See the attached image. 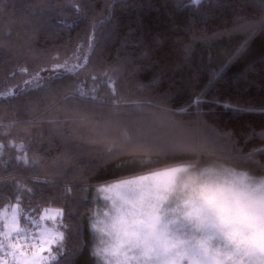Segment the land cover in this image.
Segmentation results:
<instances>
[{
    "label": "snow or ice",
    "instance_id": "snow-or-ice-1",
    "mask_svg": "<svg viewBox=\"0 0 264 264\" xmlns=\"http://www.w3.org/2000/svg\"><path fill=\"white\" fill-rule=\"evenodd\" d=\"M244 3L259 15L251 19L239 16L232 31L251 38L264 32V0H244ZM205 4L212 6L211 0H187V3L179 0L177 7L193 8L198 12ZM13 6V0H0V12L6 15ZM117 6L118 0H111V3L106 0V19L113 17ZM92 7L87 0L83 5H71L78 19H87L85 9ZM89 23L94 32L104 20L99 26ZM4 36L11 39V29L5 31ZM247 43L245 39L234 50L229 63L243 54ZM159 44L157 41L156 46ZM154 50L142 51L135 59L119 58L103 72L102 81L95 75L90 76L91 87L84 86L88 77L79 78L91 63L90 54L94 53L91 40L86 51L80 46L62 63L36 71L20 67L10 73L12 78L23 75L25 79L22 84L11 87L6 84L0 89V101H10L25 91L45 89L49 81L63 74L76 78L77 82L63 88L62 99L53 100L49 106L54 110L61 104L71 103L77 110L73 114L69 109L63 117L56 116L48 121L69 150L53 159L52 166L58 170L57 174L68 167L71 150L84 148L82 143L65 139V127L71 136L75 128L91 125L93 131L89 139L96 145L91 150L99 155L89 172L81 174L76 186L65 185L62 194L57 190L43 197V205L33 207L37 196L42 195L40 186L53 185L55 181H42L39 176L27 182L9 179L12 195L8 197L7 207L0 205L3 209L0 211V264H75V258L84 252L89 253L92 264H264V146L247 147L249 142L256 140L264 145V130H253L244 140H233L232 133H225L228 139L221 144L219 133L208 138L185 126L184 117L195 116V123L199 124L206 105L221 104L216 97L210 99L209 93L223 79V66L220 70H207L208 82L199 91L192 87L181 90L187 91L188 99L177 108L168 106L171 94L161 95L155 104L151 99L122 97L116 87L117 72L128 66L137 72L150 71L149 83L138 82L137 89L141 93L155 89L169 72L181 71L188 64L192 45L183 46L181 62L174 67L157 64L152 55ZM137 61L142 62L138 64ZM98 81L107 86L108 100L100 98ZM97 104L105 107L79 111L80 105ZM146 106L158 109L152 113L153 125L147 128L124 116L125 108L140 113ZM222 106L236 112L257 111L227 103ZM259 111L264 112V109ZM17 123L36 124L38 120L0 121V164L8 166L4 157L12 151L15 155L11 159L17 165L30 171L43 169L45 161L41 151L32 147L35 140L17 139L11 132ZM39 140L43 142L44 137ZM110 167L111 177L100 176L95 184L88 181L92 173L107 171ZM239 168L246 170L238 171ZM10 176L9 173L4 179ZM33 184L35 187L31 186ZM76 187L82 192L91 190L96 194L94 203L97 205L100 193L110 201L104 205L106 211L100 207L92 210L89 204L83 206L85 211H91L86 217L91 241L81 240L79 226L73 228L67 223L72 216V204H75L74 200L69 204L68 198ZM53 200H63L64 205L53 207ZM24 218L28 224H22ZM44 221H50L51 225ZM29 225H35L36 230Z\"/></svg>",
    "mask_w": 264,
    "mask_h": 264
},
{
    "label": "trees",
    "instance_id": "trees-1",
    "mask_svg": "<svg viewBox=\"0 0 264 264\" xmlns=\"http://www.w3.org/2000/svg\"><path fill=\"white\" fill-rule=\"evenodd\" d=\"M107 2L111 3V0ZM178 2L179 0H118L113 17L108 20L106 0H87V3L93 6L85 9L87 19H78L76 12L71 8L73 3L83 5L85 0H13L14 6L9 14L0 12V89H4L6 84L8 87L22 84L25 77L17 75L12 78L10 73L13 70L27 67L29 71H36L62 63L71 58L78 47L83 46L86 51L89 40L94 45V53L90 54L91 63L88 69L79 74L81 80L88 77L85 87L92 86L91 75L102 81L103 72L110 65H115L119 58L129 56L135 59L136 54L142 51L155 49L152 55L157 64L174 67L176 63L181 62L183 46L191 44L192 54L188 64L181 71L169 72L155 89L143 93L137 89L138 82L149 83L152 76L150 71L137 72L128 66L117 72L116 87L120 95L127 100L151 99L155 104L161 95L171 94L168 106L177 108L188 99L187 91L181 90L192 87L199 91L208 82L207 70H220L223 66V79L209 93L210 99L216 97L221 104L206 105L205 114L199 124L195 123V116L184 117L185 126L208 138L219 133L221 144L228 139L224 136L225 133H232L233 140H244L253 130H264V112L259 111L264 109V32H258L248 38L243 33L232 31L239 16L251 19L258 17L259 13L244 3V0H211V7L205 4L198 12L193 8L177 7ZM184 2L187 3V0ZM101 20H104V23L99 26ZM89 21L99 26L94 32ZM8 29H11V39L4 36ZM245 39L248 43L243 54L229 63L234 50ZM157 41L160 42L159 47L156 46ZM141 62L137 61L138 64ZM41 75L48 76L49 73ZM75 82V77L63 74L49 81L45 89L25 91L10 101H0V121L38 120L36 124L17 123L11 128V132L17 139H34L32 147L41 151L45 161L43 169L30 171L11 159L15 155L14 152H7L4 160L8 161V166L0 164V205L7 207L9 203L8 197L12 195L9 185L11 178L27 182L39 176L42 181H55L53 185L40 186L42 195L37 196L33 202L35 207L45 204L43 197H48L57 190L62 194L65 185L76 186L81 174H87L97 162L99 154L91 150L96 145L89 139L93 131L92 126L75 128L71 136L65 127V139L82 143L84 148L79 151L71 150L69 165L59 174L52 166L53 159L69 150L52 131L48 121L56 116L63 117L69 109H72L73 114L77 110L71 103L61 104L54 110H50L49 106L53 100L62 99L65 86ZM97 86L100 88V98L108 100L110 93L107 86L99 81ZM224 103L238 108H254L257 111L236 112L224 108ZM92 107L99 110L105 106L80 105L79 111ZM209 108L212 111H209ZM154 111L158 109L146 106L145 111L140 113L128 108H125L123 113L127 120L147 128L153 125ZM41 136L44 137L43 142L39 140ZM262 146L264 145L258 140L247 145L248 149ZM9 173L11 176L4 179ZM100 176L111 177L112 168L103 172L97 170L87 179L95 184ZM31 186L35 187L34 184ZM90 193L91 190L82 192L76 187L68 198L69 204H72L73 200L75 204H72V216L67 223L73 228L79 226L80 239L83 241H91V235L86 229V217L91 215V211L83 209L84 204H89L90 208L95 210ZM63 205V200L52 201L53 207ZM28 223L26 218L22 219V224ZM75 264H92L89 253L84 252L77 256Z\"/></svg>",
    "mask_w": 264,
    "mask_h": 264
},
{
    "label": "rangeland",
    "instance_id": "rangeland-1",
    "mask_svg": "<svg viewBox=\"0 0 264 264\" xmlns=\"http://www.w3.org/2000/svg\"><path fill=\"white\" fill-rule=\"evenodd\" d=\"M237 170L238 171H244V170H246V168H239ZM107 195H111V194H107ZM90 199H91L92 203H94V201L96 200V194L92 193V191L90 193ZM99 199H100V204L97 205V204L94 203L95 208L96 207H100L102 210H105L106 211L107 209L104 208V205L105 204H110V201L105 199V194L104 193H100L99 194ZM44 223L45 224H48L49 226L51 225V222L50 221H44ZM31 228H33V230H36L35 225H33ZM90 240H92V236H91Z\"/></svg>",
    "mask_w": 264,
    "mask_h": 264
}]
</instances>
